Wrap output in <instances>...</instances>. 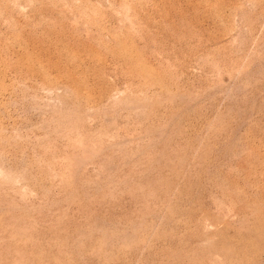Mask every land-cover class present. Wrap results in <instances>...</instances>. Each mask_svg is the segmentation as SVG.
<instances>
[{
  "label": "rangeland",
  "instance_id": "374dc122",
  "mask_svg": "<svg viewBox=\"0 0 264 264\" xmlns=\"http://www.w3.org/2000/svg\"><path fill=\"white\" fill-rule=\"evenodd\" d=\"M0 264H264V0H0Z\"/></svg>",
  "mask_w": 264,
  "mask_h": 264
}]
</instances>
